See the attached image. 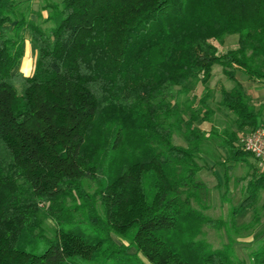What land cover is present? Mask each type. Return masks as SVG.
<instances>
[{
    "label": "trees",
    "instance_id": "obj_1",
    "mask_svg": "<svg viewBox=\"0 0 264 264\" xmlns=\"http://www.w3.org/2000/svg\"><path fill=\"white\" fill-rule=\"evenodd\" d=\"M38 1L0 0V264H264V172L240 142L264 105L234 77L264 86V0ZM215 65L232 86L214 108ZM217 167L223 188L251 174L215 219Z\"/></svg>",
    "mask_w": 264,
    "mask_h": 264
},
{
    "label": "rangeland",
    "instance_id": "obj_2",
    "mask_svg": "<svg viewBox=\"0 0 264 264\" xmlns=\"http://www.w3.org/2000/svg\"><path fill=\"white\" fill-rule=\"evenodd\" d=\"M40 2L38 0H33V9L38 10ZM41 16L43 19L47 17L46 12H42ZM34 18V17H33ZM51 24H45V27H50ZM237 37L230 36L227 37L222 45H219L213 42V45L217 48V51L220 55L224 54L227 50L232 49L236 46ZM35 55L30 48L29 43H26V50L24 58L19 67V71L24 76H30L33 70ZM222 68L221 66L215 65L212 68V77L209 82V88L211 90V100L208 102L211 107L216 106V102L219 101V88L223 86L226 89H230L232 84L222 75ZM235 79L244 87L246 94L252 99V101L256 104L257 107L264 105V88L263 89H255L257 85H252L248 83L245 75L240 70H235L234 72ZM191 95H196L197 98L201 96L202 87L196 81L191 82L189 85ZM262 121L264 125V113L262 116ZM203 129H207L208 126H202ZM177 144L182 145L183 142L180 140H176ZM248 163H251L253 167H256V161L254 158H249ZM248 173V174H247ZM251 171L248 172L245 168L243 170L236 169L229 173L230 179L227 182V186L225 188L222 187L223 180L222 176V169L217 167L214 172H206L203 173L200 178L206 183L211 191L212 196V209L208 212L210 216L213 218H220L226 217L227 214L231 211V209H238L240 204L244 199L245 188L247 186V181L250 179L249 175ZM235 177V178H234ZM259 200L257 199L256 205L259 207L264 199V190L261 192V196H259ZM250 209H246L244 212L238 213L236 215V223L238 226L247 224L250 222L252 214V207ZM264 223V220H263ZM264 233V229L261 228ZM207 241L213 245V247H218L221 241H225V238H220L219 234L214 231L207 232ZM251 238L248 241H251ZM247 244L236 246V253L239 257H245L247 255Z\"/></svg>",
    "mask_w": 264,
    "mask_h": 264
},
{
    "label": "built area",
    "instance_id": "obj_3",
    "mask_svg": "<svg viewBox=\"0 0 264 264\" xmlns=\"http://www.w3.org/2000/svg\"><path fill=\"white\" fill-rule=\"evenodd\" d=\"M240 142L244 150L254 157L258 167L264 172V126L244 135Z\"/></svg>",
    "mask_w": 264,
    "mask_h": 264
},
{
    "label": "crops",
    "instance_id": "obj_4",
    "mask_svg": "<svg viewBox=\"0 0 264 264\" xmlns=\"http://www.w3.org/2000/svg\"><path fill=\"white\" fill-rule=\"evenodd\" d=\"M255 89H263L264 88V86L263 87H261V88H256V87H254ZM221 178H222V176H221Z\"/></svg>",
    "mask_w": 264,
    "mask_h": 264
}]
</instances>
